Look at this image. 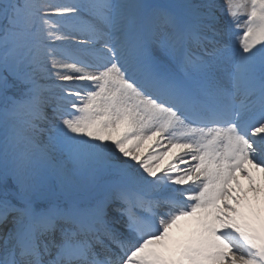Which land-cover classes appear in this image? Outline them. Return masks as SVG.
<instances>
[{"label":"snow or ice","instance_id":"1","mask_svg":"<svg viewBox=\"0 0 264 264\" xmlns=\"http://www.w3.org/2000/svg\"><path fill=\"white\" fill-rule=\"evenodd\" d=\"M0 264H264V0H0Z\"/></svg>","mask_w":264,"mask_h":264},{"label":"rangeland","instance_id":"2","mask_svg":"<svg viewBox=\"0 0 264 264\" xmlns=\"http://www.w3.org/2000/svg\"><path fill=\"white\" fill-rule=\"evenodd\" d=\"M218 3H221L222 4L223 3V0H218ZM149 144H151V141L146 142L144 148L147 149ZM167 159L168 158L166 157L165 158V162H167ZM243 185L245 186V188L247 187V183H243Z\"/></svg>","mask_w":264,"mask_h":264},{"label":"bare ground","instance_id":"3","mask_svg":"<svg viewBox=\"0 0 264 264\" xmlns=\"http://www.w3.org/2000/svg\"><path fill=\"white\" fill-rule=\"evenodd\" d=\"M241 182H242V183H247V181L244 180L243 178H241Z\"/></svg>","mask_w":264,"mask_h":264}]
</instances>
